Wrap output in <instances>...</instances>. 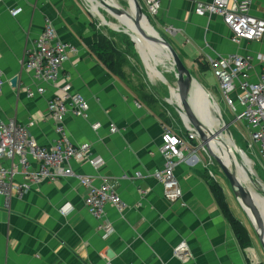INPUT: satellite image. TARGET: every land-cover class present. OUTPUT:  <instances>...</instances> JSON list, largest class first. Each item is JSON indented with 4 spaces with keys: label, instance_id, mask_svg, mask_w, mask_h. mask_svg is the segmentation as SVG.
Segmentation results:
<instances>
[{
    "label": "crops",
    "instance_id": "1",
    "mask_svg": "<svg viewBox=\"0 0 264 264\" xmlns=\"http://www.w3.org/2000/svg\"><path fill=\"white\" fill-rule=\"evenodd\" d=\"M89 1L99 14L101 4ZM210 1L162 0L157 22L164 31L168 26L177 28L172 37L198 73L210 68L209 58L239 53L251 58L250 76L256 81L264 72V37L258 42L234 43L231 30L220 16L196 13L199 3ZM247 1L251 13L264 18V0ZM46 18L53 22L60 41L77 48L63 66L62 84L69 82L72 92L84 95L90 104L87 118L67 114L68 136L76 145L89 142L93 155L104 162L94 168L87 160H73V170L92 176L96 185L106 176L128 208L122 214L116 208H107V219L115 231L106 238L98 229V220L87 211V190L75 176L45 181L8 198L1 196L0 264L263 262L255 246L245 250L241 247L223 215L208 178L221 184L232 211L240 218L219 176L211 173L201 148L196 147L194 156L175 168L183 192L181 201L166 200L162 184L153 176L165 166L161 145L166 123L97 56L92 48L94 18L84 0H0V73L5 80L0 93V122L16 119L28 125L41 145H50L56 138L48 111L55 87L43 84L45 93L28 97V90H36L39 82L24 66L25 48L40 35ZM150 77L156 78L152 74ZM205 91L216 108L213 123L221 126V108L214 95ZM95 124L100 128L95 130ZM111 125L117 127V132L110 131ZM224 134L220 135L223 140ZM219 145L224 153L228 152L221 139ZM1 163L10 166L9 160ZM246 227L253 244L255 237ZM181 242L188 247L187 261L174 256Z\"/></svg>",
    "mask_w": 264,
    "mask_h": 264
},
{
    "label": "built area",
    "instance_id": "2",
    "mask_svg": "<svg viewBox=\"0 0 264 264\" xmlns=\"http://www.w3.org/2000/svg\"><path fill=\"white\" fill-rule=\"evenodd\" d=\"M142 1L143 9L146 8L149 14L154 17L159 14L162 0ZM250 6L247 0H211L199 3L196 13L200 16H220L231 30V40L236 44L243 41L258 42L264 37V18L254 16ZM177 31L173 26L165 28V32L171 36ZM76 51V47L58 39L56 28L49 18L45 19L40 35L25 48L24 66L39 82L36 90H28V97L45 93L43 84L55 87V93L48 102V111L54 122L56 138L50 145H41L30 133L28 125L16 119L0 122V197L8 198L13 193L28 192L33 186L45 181L75 176L87 190L84 197L87 211L98 220V229L108 238L114 233L115 227L107 219V208H116L122 214L128 204L106 176L102 177L100 185H96L92 176L77 174L73 170V160H87L94 168H100L104 163L93 155L89 142L76 145L67 133V114L87 118L90 108L84 95L72 92L69 82H61L63 66L70 54ZM209 64L233 121L245 122L250 133L249 139L264 159V72L256 81H252L251 58L239 53L209 58ZM4 83V76L0 73V93ZM93 127L97 130L100 124ZM117 130L115 125H111L112 133ZM195 152V147L191 146L187 138L164 125L161 153L165 166L156 170L153 176L162 184L167 201H181L183 192L174 171ZM3 160H9L10 166L1 163ZM18 177L21 178L20 182ZM174 256L185 261L190 259L186 242H181L174 249Z\"/></svg>",
    "mask_w": 264,
    "mask_h": 264
},
{
    "label": "rangeland",
    "instance_id": "3",
    "mask_svg": "<svg viewBox=\"0 0 264 264\" xmlns=\"http://www.w3.org/2000/svg\"><path fill=\"white\" fill-rule=\"evenodd\" d=\"M115 1L125 11L129 13L132 11L128 0H115ZM141 1L142 0H140V3ZM84 4L87 10L90 11V14L94 18L93 20L95 23L94 26L95 33L97 35L105 36L107 40L115 48L113 54L115 55L117 62L115 68L116 72L117 70L119 71L120 69L123 71L121 75L117 74V76L132 89V91L138 98L144 101L158 115L162 116L167 127L171 128L174 132L181 135L182 137L187 138L190 141L191 146L195 148L199 146L201 141L198 136L194 135L195 131L194 129L193 130L191 129V127L193 128V126L192 125L190 126L189 124H187V122L185 123L186 120L185 121L183 120L181 112L177 108V104L170 102V99L172 98L170 86L159 81L157 78L152 79L150 77L149 71L145 66L142 55L137 45L132 40V37L128 32V30L124 26L117 28L115 25L116 24L118 25L119 21L114 15H112L104 8L101 7L99 8L100 11L99 13L100 19H99V17H97V15L92 11L90 1L84 0ZM143 13L149 20L148 24L152 25L157 30V32L162 37H164L168 42H170L171 45L176 49L179 56L181 57V59L183 60V62L191 72V74L194 76V78H196L202 85H204V87L212 95H214L215 100L217 101L218 105L221 108V115L223 120L229 124V131L227 132H229L230 135L232 136V140L235 144L234 146L235 149L231 150L230 152H226V154L230 158H231V154H234L237 157L238 162L235 168L238 175H240V177L242 176V173L240 172V166L242 162L244 163L243 161L244 158L242 159L243 155H246L252 162V164L250 165V170L255 175L254 178L259 180L264 185V159L259 153L256 146L252 144L251 140L249 139L250 133L245 122L241 123V122L233 121L232 114L229 111V108L226 105V103L223 101L221 92L218 87V80L215 77L212 69L208 67L209 69L203 74H200L197 71H195V69L191 67V64L186 61V54L178 47L173 37L167 34L158 24L157 17H154L151 14H149L146 8L143 9ZM146 44L148 45L147 55L151 53L149 64L152 67H157L159 70L164 72L166 78L169 80V83L172 87L173 97L175 101H177L176 97L178 98L177 95H179V92L177 93L178 81H177V75H175V67L172 64L171 59L168 58L167 52L164 51L163 49L161 48L159 49L158 46L157 47H155L154 45L151 46V43H149L147 40H146ZM200 66L203 67L201 63ZM203 68L205 69V67ZM197 92H201V96H203V98H199V94L196 93L197 96L193 95L194 100L201 101L207 99L205 90H201ZM206 118L208 121L210 120L212 122L215 120L214 114L211 115L209 114ZM221 126L218 125V129ZM224 133H226V131H224L223 134ZM201 149L205 152V157L207 158V163L211 170V173L218 175L220 181L223 183V186L229 197L230 203L234 208V210L236 211V213L238 214V216L240 217L239 219L241 221L243 220L242 222H244V224L248 226L252 231L255 237V243L253 242L251 249L254 248L255 246V249L258 252L260 258H262L261 260H264V255H263L264 252L262 250L260 242L257 239L252 223L250 222L246 213L240 206L238 200H236V197L233 193V189L230 186L226 177L224 176V173L222 172L219 164L214 158L210 156L207 150H204L203 148ZM242 183L246 187H249L250 190H252L253 201L259 213L263 214L264 195L258 191V188L256 189V187L254 186L255 184L252 183L251 181H247L244 179ZM255 193H257L258 195ZM251 253L253 255V250L251 251Z\"/></svg>",
    "mask_w": 264,
    "mask_h": 264
},
{
    "label": "water",
    "instance_id": "4",
    "mask_svg": "<svg viewBox=\"0 0 264 264\" xmlns=\"http://www.w3.org/2000/svg\"><path fill=\"white\" fill-rule=\"evenodd\" d=\"M89 1V0H87ZM100 4L102 5L101 8H104L108 12H110L112 15H123L127 14L128 12L125 11L122 8H117L112 5H110L106 0H99ZM131 6V10H134V22L135 26L139 30V32L143 35V37L152 45L155 47H159V49H163L164 51L168 52L170 55L172 64L175 67L176 74H177V85H178V92L180 96V102L183 106L177 104L178 110H180L181 115L183 117V109L185 108L187 112V118L188 122L190 125L193 126L191 128L192 130L194 129V135L198 136L200 139V144L197 146V149L203 148L207 150L212 158H214L217 163L219 164L222 172L224 173V176L228 180L230 186L233 189V192L246 213L247 217L249 218L250 222L252 223V226L255 230V233L258 237V240L262 246L263 252H264V220L259 213L254 201H253V196H252V190H250L249 187H246L242 182L240 181L238 177V173L236 172V169L234 167H229L222 158L216 155L214 151L212 150L210 146V141H212L214 138L216 139H221V134H223L224 131H229V124L224 121L222 126L219 129L211 130L208 125H206L198 116L194 113L192 110V107L189 104V98H190V91L192 89V85L198 84L200 88L205 90L206 88L204 85H202L194 76L191 74L181 57L179 56L178 52L176 49L171 45L170 42H168L164 37L162 36H156L154 35L155 30L153 28L151 29L147 23L148 19L143 13V7L140 3V0H128ZM100 8V7H99ZM114 13V14H113ZM117 17V16H116ZM150 23V22H149ZM132 37V36H131ZM134 43L136 44V41L133 39ZM137 45V44H136ZM138 47V46H137ZM171 102V101H170ZM183 120L185 121L184 117ZM186 123V121H185ZM187 125V124H186ZM224 141V140H222ZM243 159V157H242ZM244 161V159H243ZM243 163V162H242ZM255 175H253V179L256 181L257 185H254L256 189L258 188V191L264 195V185L257 179L254 178ZM242 195L243 203L247 204L250 206L254 212V216L257 221V227L260 228L257 229L255 225L253 224L249 214L247 213L245 207L241 203V201L238 198V195Z\"/></svg>",
    "mask_w": 264,
    "mask_h": 264
},
{
    "label": "bare ground",
    "instance_id": "5",
    "mask_svg": "<svg viewBox=\"0 0 264 264\" xmlns=\"http://www.w3.org/2000/svg\"><path fill=\"white\" fill-rule=\"evenodd\" d=\"M96 2H98L100 4V2L98 0H95ZM110 5L117 7V8H121L115 0H106ZM92 11L95 13V11L92 9ZM96 14V13H95ZM114 14V13H113ZM97 17L100 16L99 14H96ZM117 16V17H116ZM115 17L117 18V20L119 21V24L115 25L117 28L124 26L128 32L130 33V35L133 37V39L136 41V44L138 46V49L142 55V58L144 60L145 66L148 69L149 73L152 74L154 77L160 79L162 82H164L166 85L170 86L171 88V94H172V98L170 99L171 103H175V104H179L181 106H183L181 103L175 101L174 97H173V92H172V87L169 83V80L166 78L164 72H162L161 70H159L157 67H152L149 64L148 61V56L146 53V49H147V45H146V39L143 37V35L139 32V30L137 29V27L135 26V22L133 18L134 16V10H132L130 13L128 12L127 14H123V15H116ZM147 25L153 30H155L154 35L156 36H161L157 30L150 24L147 23ZM168 58H170V55L168 54ZM175 75L176 74V70H175ZM178 87V86H177ZM200 86H198V84H194L192 85V89L190 91V98H189V104L192 107V110L194 111V113L198 116V118H200L202 120V122H204L206 125H208L209 127H211L212 130H216L218 126L214 125L213 122L208 121L207 120V116L210 114H214L216 112V108L214 106V104L207 98L205 100H194L193 95L197 92L200 91V89L202 90V88H200ZM197 94H199V98H203V96H201V92H197ZM197 94H195V96H197ZM183 117L186 120L187 124H189L188 122V118H187V112L185 110V108L183 109ZM210 117V116H209ZM224 123V120L222 122V124ZM190 125V124H189ZM191 126V125H190ZM192 128V127H191ZM224 137V142L222 143L223 148L225 150H227L228 152H230L231 150L235 149V144L231 138V135L229 132L225 133L223 135ZM210 146L212 148V150L214 151V153H216L217 156H219L220 158H222L224 160V162L231 168L237 166V162L238 159L234 154H231V158L223 152L221 145H219V139L214 138L212 141H210ZM244 158V163L241 164L240 166V172L242 173V176L240 177V175H238L240 181H251L252 183L256 184V181L253 179V172H251L250 170V165L252 164L251 160L246 156L243 155ZM233 162V164H232ZM236 169V168H235ZM243 184V183H242ZM248 186V185H247ZM257 194V193H255ZM258 195V194H257ZM239 200L241 201V203L243 204V206L245 207L247 213L249 214L253 224L255 225V227L257 229L260 228L257 227V221L256 218L254 216V212L252 210V208L250 206H248L247 204L243 203V199H242V195L239 194L238 195ZM263 214H264V209H263ZM264 220V217H262Z\"/></svg>",
    "mask_w": 264,
    "mask_h": 264
},
{
    "label": "trees",
    "instance_id": "6",
    "mask_svg": "<svg viewBox=\"0 0 264 264\" xmlns=\"http://www.w3.org/2000/svg\"><path fill=\"white\" fill-rule=\"evenodd\" d=\"M94 44L92 48L94 51L97 53V56L100 58V60L116 75H121L123 71L120 69L119 71L117 70L116 72V58L113 52L115 51L114 46L107 40V38L103 35H97L96 33L94 34ZM200 70L202 72L205 71V69L200 66ZM208 182L211 188V191L218 202V205L229 222L238 242L240 243L241 247L245 250L248 249L252 246V238L249 233L248 228L246 225L234 214L232 211L226 195L224 193L223 187L221 184L216 181L215 179L208 178ZM254 264H264L263 262H258Z\"/></svg>",
    "mask_w": 264,
    "mask_h": 264
}]
</instances>
